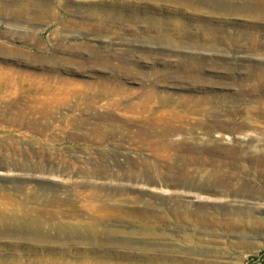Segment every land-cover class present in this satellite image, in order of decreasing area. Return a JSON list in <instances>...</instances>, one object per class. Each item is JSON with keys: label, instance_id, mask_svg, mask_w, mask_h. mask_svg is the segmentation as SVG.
I'll use <instances>...</instances> for the list:
<instances>
[{"label": "rangeland", "instance_id": "rangeland-1", "mask_svg": "<svg viewBox=\"0 0 264 264\" xmlns=\"http://www.w3.org/2000/svg\"><path fill=\"white\" fill-rule=\"evenodd\" d=\"M245 4L0 0V264H264Z\"/></svg>", "mask_w": 264, "mask_h": 264}, {"label": "bare ground", "instance_id": "bare-ground-1", "mask_svg": "<svg viewBox=\"0 0 264 264\" xmlns=\"http://www.w3.org/2000/svg\"><path fill=\"white\" fill-rule=\"evenodd\" d=\"M173 1V0H172ZM192 2H199V0H191ZM206 1V0H205ZM220 1V0H215ZM246 2L245 7L255 15H264V0H241ZM204 2V1H203ZM209 2V1H208ZM214 5V4H212ZM244 5V4H243ZM214 8V7H213ZM221 8V7H220ZM224 8V7H223ZM258 17V16H257ZM262 161V160H261ZM260 161V162H261Z\"/></svg>", "mask_w": 264, "mask_h": 264}]
</instances>
